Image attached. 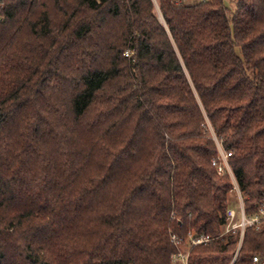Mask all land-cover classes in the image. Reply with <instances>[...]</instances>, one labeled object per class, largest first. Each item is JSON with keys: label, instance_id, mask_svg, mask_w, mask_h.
<instances>
[{"label": "trees", "instance_id": "obj_1", "mask_svg": "<svg viewBox=\"0 0 264 264\" xmlns=\"http://www.w3.org/2000/svg\"><path fill=\"white\" fill-rule=\"evenodd\" d=\"M158 4L0 0V264H173L172 235L225 224L217 141L264 206V0ZM257 255L247 229L235 264Z\"/></svg>", "mask_w": 264, "mask_h": 264}, {"label": "built area", "instance_id": "obj_2", "mask_svg": "<svg viewBox=\"0 0 264 264\" xmlns=\"http://www.w3.org/2000/svg\"><path fill=\"white\" fill-rule=\"evenodd\" d=\"M205 0H192V2H202ZM217 141V139H216ZM218 145V156L213 160L212 165L216 167L218 175H222L227 172L234 183L233 192L239 201V211L232 209L230 206L226 212V220L223 225L220 234L217 237L211 236H197L195 233H189L187 237L183 238L177 235H172L171 241L176 247L175 253L172 255L173 264H190V252L192 249L201 245L210 244L216 240L227 241L229 238H234L237 241V248L233 259L230 264H235L239 253L241 251L245 232L247 229H252L255 232H261L264 230V206L260 207L254 215H247L244 209L245 199L239 190L238 184L233 176L231 167L228 159L232 156L231 153L224 151L217 141ZM263 261L262 257L257 255L254 256V264H261Z\"/></svg>", "mask_w": 264, "mask_h": 264}, {"label": "rangeland", "instance_id": "obj_3", "mask_svg": "<svg viewBox=\"0 0 264 264\" xmlns=\"http://www.w3.org/2000/svg\"><path fill=\"white\" fill-rule=\"evenodd\" d=\"M153 2H154V5H155L156 14L160 18V20L163 22L164 20H163L162 14H161L160 9H159L158 0H153ZM226 2H227L228 5L231 4V6H233L235 0H226ZM194 3H196V2H194ZM228 202H229V206L232 209L236 210L237 212L239 211V208H240L239 201H238V198H237L235 192L232 191L230 193L229 198H228Z\"/></svg>", "mask_w": 264, "mask_h": 264}]
</instances>
